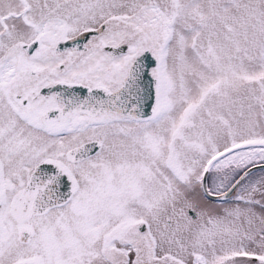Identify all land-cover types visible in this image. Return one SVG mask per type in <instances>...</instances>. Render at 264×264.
I'll return each mask as SVG.
<instances>
[{
  "label": "snow or ice",
  "instance_id": "obj_1",
  "mask_svg": "<svg viewBox=\"0 0 264 264\" xmlns=\"http://www.w3.org/2000/svg\"><path fill=\"white\" fill-rule=\"evenodd\" d=\"M0 264H264V0H0Z\"/></svg>",
  "mask_w": 264,
  "mask_h": 264
}]
</instances>
